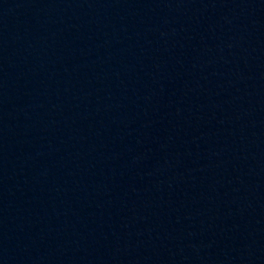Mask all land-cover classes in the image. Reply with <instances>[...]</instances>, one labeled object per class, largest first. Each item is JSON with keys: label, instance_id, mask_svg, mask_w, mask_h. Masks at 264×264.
Listing matches in <instances>:
<instances>
[{"label": "water", "instance_id": "water-1", "mask_svg": "<svg viewBox=\"0 0 264 264\" xmlns=\"http://www.w3.org/2000/svg\"><path fill=\"white\" fill-rule=\"evenodd\" d=\"M28 0H0V46Z\"/></svg>", "mask_w": 264, "mask_h": 264}]
</instances>
